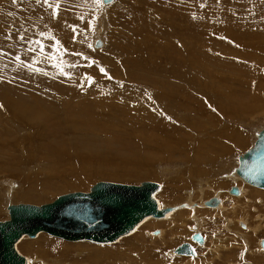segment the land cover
Returning a JSON list of instances; mask_svg holds the SVG:
<instances>
[{"label":"rangeland","instance_id":"374dc122","mask_svg":"<svg viewBox=\"0 0 264 264\" xmlns=\"http://www.w3.org/2000/svg\"><path fill=\"white\" fill-rule=\"evenodd\" d=\"M49 3L51 7L43 2L37 3V0H15V3L13 0H0V109L5 107L12 110V106L15 110L18 109L21 104H25V93L39 96L41 108L37 111L38 114L41 112V121L37 126H22L19 119H13V124L10 123L9 126L5 120L0 122V221L8 220V205L49 204L64 194L87 193L98 182L125 185L154 182L162 187L156 196L160 206H185L182 207V213L176 210L178 208L172 209L179 211L176 214L182 217L177 218L178 226L171 224L172 227L169 228L167 224H161L158 228H152L153 236L158 237L161 230L165 233L164 242L160 240L158 244H170L160 254L163 256L161 264H206V260L214 257L212 251L217 248L218 258H213L212 263L207 264H264V259L258 262L243 259L246 251H253L256 243L264 239V204H261L262 200L258 202L253 198L250 201V193L246 192L244 196L241 195L240 201L235 202L238 204L236 210H232L234 204L227 200L226 190L235 186L242 192V187L231 184L225 178L235 168L237 156L252 147L255 135L264 123V112L257 113L260 108H264V0H115L109 5L96 3L95 0H49ZM57 3L59 14L53 18L52 9ZM214 14L217 16L215 19ZM217 19L227 21V24L219 22L215 30L211 22ZM212 28L218 33H210ZM222 33L224 36L226 34L224 42L229 44L225 54L216 46V41L211 48L208 40L211 36L217 39ZM21 36L23 39H20ZM96 40L102 42L98 49L94 48ZM16 57L20 59L17 60ZM222 66L224 68L220 71ZM101 69L104 71L101 72ZM184 77L188 79L185 80ZM196 78L200 82L194 83V86L201 93L208 91L210 102L219 111L214 114V119L211 118L218 123L215 130L208 126L209 116L204 118L201 135L206 133L208 136H197L195 128L191 126L194 118L187 120L190 118V111H183V108H189L183 102L187 101L189 104L183 90L192 89ZM170 95L174 97L169 98ZM40 96H44L45 100ZM257 96L260 97L259 103L250 102L251 97ZM10 101L16 103L11 104ZM240 104H246V109H241ZM125 105L129 106L127 109L133 111V114L121 110ZM140 108L169 123L158 125L152 131L144 125L146 123L140 116ZM250 108H255L256 111ZM134 109H138V112ZM164 109H167V113ZM239 110L244 112L239 114ZM49 114L53 116L50 117ZM6 116L4 115L5 119ZM15 122L17 126L14 125ZM226 129L238 131L236 142H240L243 137L244 143L238 147L230 145L232 149L224 153L212 167L201 159V164L198 165L187 163L182 155L169 159L168 155L158 154L153 157V152H146L148 146L157 150L160 142H166V146L174 148V154L178 146L173 141H184L187 139L186 134L192 138L209 140V135L212 136L216 131L225 134ZM167 137H170L169 142L172 144L167 142ZM212 138L215 139L216 136ZM190 140L183 143L184 148L193 147L194 142ZM59 152L69 158L54 159ZM200 166L206 168V176L194 174V170ZM13 167L16 169L13 170ZM67 167H86L88 175L84 183L55 189L46 198H19L24 191L22 177L30 182L29 177L36 175L38 182L50 178V183L46 184H60L54 180L60 178L53 179L51 171L53 168ZM224 168L227 175L223 173V178L226 180L219 176ZM98 170H115L131 177L124 179L99 175L96 173ZM202 178L210 186L206 188L203 197L197 185ZM220 181L223 185L218 188ZM214 190L218 192L220 205L206 211L200 203L208 201ZM187 193L190 194L189 197ZM252 193L254 192L251 191ZM189 199L197 202L198 206L201 205L196 215L204 221L200 227L202 231H197L198 227L194 226L195 215L188 210L191 204ZM198 199L201 201L198 202ZM246 203H249V222L255 225L256 217L262 216L263 227L257 235L247 232L244 223V226H240L238 222L230 224L227 221L228 217L241 218L244 212L240 209ZM226 204L229 205L227 210ZM148 219L139 227L145 221H156ZM180 224L186 226H179ZM172 228L177 235L174 239L171 237L172 232L170 233ZM154 231L158 234L155 235ZM237 231L250 234V242H241L240 236L235 233ZM136 232L137 230L103 246L90 242H65L39 233L34 238L20 239L16 243V249L31 260L29 264H64L66 260L79 259L86 264L87 257L80 252L81 258H78L75 250L79 248V244L93 247L122 246L121 242L131 238ZM195 232H199L204 239L207 238L204 246L189 242L190 235ZM49 239L52 241H47L46 246H43L45 240ZM151 240L155 243L159 241ZM151 240L145 242L148 248L153 243ZM28 242L31 243L28 245L31 248H26ZM184 242L194 247L196 257L180 258L172 255L175 247ZM235 242L237 246L234 245ZM61 246H69L66 255L60 256L57 251L62 250L59 248ZM124 252L125 250L116 255L123 260L120 259L121 264L128 263V259L123 258ZM135 254L137 252L131 254V263L134 260L132 256L136 258ZM258 256L263 257V254L258 253ZM107 261L109 260L103 262Z\"/></svg>","mask_w":264,"mask_h":264},{"label":"bare ground","instance_id":"6f19581e","mask_svg":"<svg viewBox=\"0 0 264 264\" xmlns=\"http://www.w3.org/2000/svg\"><path fill=\"white\" fill-rule=\"evenodd\" d=\"M115 0H112V2H114ZM112 2H110L109 4H111ZM103 4V3H102ZM109 4H103V5H109ZM254 5V4H253ZM256 5V4H255ZM228 13V12H227ZM218 15L220 14V13H217ZM225 16V15H224ZM213 17H214V19L215 18H217V16L214 14L213 15ZM226 18H224V20H225ZM224 20H220V19H217V20H213V22H211V24H212V26L214 27V29L215 30H217V28L216 27H218V25H219V22H220V24H227ZM264 20V19H263ZM259 21H261V20H259ZM264 23V22H263ZM211 24L209 23V25H210V27H212L211 26ZM231 24V23H230ZM254 24V23H253ZM207 25V24H206ZM223 25V26H224ZM200 26V25H199ZM222 26V25H221ZM222 26V27H223ZM205 27V26H204ZM226 27V26H225ZM228 27H229V25H228ZM231 27V26H230ZM224 28V27H223ZM221 29V28H220ZM224 32V31H223ZM210 33H212V34H217L218 33V31H215L214 32V30H213V28L212 29H210ZM209 33V34H210ZM220 33V32H219ZM225 33V32H224ZM224 33H222V35L221 34H219V35H221L220 37H218L217 39L215 38V36H211L212 38L211 39H208L209 40V44H210V46H211V48L213 47V45H214V42L216 41V46L218 47V48H220L221 49V51H222V53L223 54H225V51H226V48L228 47V45L229 44H226L225 42H224V39H225V36H226V34H225V36H224ZM211 35V34H210ZM218 36V35H217ZM213 37H214V39H213ZM210 38V37H209ZM210 40H212V41H210ZM99 42H100V46H98V47H96V46H94V48L95 49H98V48H100L101 46H102V42L100 41V40H98ZM221 41H223V42H221ZM227 42V41H226ZM224 45H226V46H224ZM203 50H205V48L203 49ZM229 54H230V52H228ZM238 53V52H237ZM236 53V54H237ZM227 54V53H226ZM239 54V53H238ZM224 56V55H223ZM227 56V55H226ZM231 56V55H230ZM229 56V57H230ZM228 57V56H227ZM232 57V56H231ZM106 58V57H105ZM102 59V58H101ZM220 59V58H219ZM231 60V59H230ZM111 62V61H110ZM114 62V61H113ZM235 63V62H234ZM218 64V63H217ZM221 65H224V64H221ZM218 68V67H217ZM222 68H224L223 66L221 67V68H219V70L220 69H222ZM221 71V70H220ZM167 76V75H166ZM184 79H185V77H184ZM186 79H188V78H186ZM185 79V80H186ZM184 82V81H183ZM196 82H200V79L199 78H196V80H194L193 81V88L192 89H189V90H183V95H185L186 96V98L188 99V101H189V104L187 103V101H183L184 102V104H187V106L189 107V108H183V111H190V118L189 119H187V120H191V119H193L194 118V120L191 122V126L193 127V128H195V130H196V133H197V136L200 134L201 135V133H202V131L204 130V123H203V121L205 122V117H207V115L209 116V120H208V126L210 125V128H212L213 130H215L216 129V126L218 125V123L216 122V121H214L213 119H214V114L215 113H218L219 111H218V109L216 108V107H214L213 106V104L210 102V96H209V93H208V91H202V93L199 91V88L195 85L194 86V83H196ZM188 83H189V81H188ZM191 84V83H190ZM213 84V83H212ZM206 85V84H205ZM200 86V85H199ZM213 87V86H212ZM217 88V87H216ZM263 88V87H262ZM75 89V88H74ZM182 89V88H181ZM201 89V88H200ZM33 91V90H32ZM66 91V90H65ZM264 91V90H263ZM262 91V92H263ZM36 92V91H35ZM54 93V92H53ZM57 93H59L58 91H57ZM37 94H39V93H37ZM74 94V93H73ZM166 95V94H165ZM23 96H24V98L26 99V100H23L24 102H25V104L24 105H20L19 106V108L18 109H16L15 110V107L14 106H12L13 107V109H14V111H13V109L12 110H8V109H6L5 107H1V109H0V111H1V113L0 114H2L1 116H0V122L2 121V123L4 122V120L8 123V126H9V124L11 123V124H13L12 122H13V119H19V123H20V125H22V126H37L38 125V122H40L41 121V117H40V114H41V112H40V114H38L37 113V111L39 110H41V108H40V100H39V96L38 97H35L34 95H30V94H23ZM57 96V95H56ZM19 97V96H18ZM41 97V96H40ZM51 97V96H50ZM53 97V96H52ZM169 98H173L174 96H168ZM5 98V97H4ZM10 98V97H9ZM20 98V97H19ZM44 98V96L43 97H41V99H43ZM48 98V97H47ZM56 98V97H55ZM111 98V97H110ZM202 98V99H201ZM176 98H174V100H175ZM259 99H260V97L258 98V96L257 97H251V101L250 102H253V103H259L260 101H259ZM43 100H45V98L43 99ZM49 100V99H48ZM17 101V100H16ZM16 101H10L11 102V104L12 103H16ZM19 101H20V99H19ZM18 101V102H19ZM22 101V100H21ZM51 101H53L52 99H51ZM171 101V100H170ZM5 102H6V100H5ZM9 102V103H10ZM23 103V102H22ZM215 103V102H214ZM6 104V103H5ZM8 104V103H7ZM96 104V103H95ZM177 104V103H176ZM217 104V103H216ZM225 104V103H224ZM118 105V104H117ZM165 106V105H164ZM129 106H127V105H125V106H123V107H121V110H123V111H125V113L126 112H128V113H130V114H133L132 112L133 111H130V110H128L127 108H128ZM246 107V104H240V108L241 109H246L245 108ZM254 107V106H253ZM247 109H248V107H247ZM250 109H252L254 112L256 111V109L255 108H250ZM264 108H260L258 111H257V113H262V112H264V110H263ZM134 110H136L135 112H138V109H134ZM232 110V109H231ZM43 111V110H42ZM240 112H239V114H242L244 111H242V110H239ZM164 112L165 113H167V109H164ZM171 112V111H170ZM174 112V111H173ZM193 112V113H192ZM230 112H232V111H228V113H230ZM242 112V113H241ZM253 112V113H254ZM45 114V116H46V112H44ZM123 113V112H122ZM139 113H142L140 116H142L143 117V122H145L146 124H144V125H147V128H149V129H151L152 131L154 130V128L156 127V126H158V125H164V123L165 124H168L169 122H167L165 119H163V118H161V117H158V118H156V116L155 115H151V114H149L148 112V114L146 113V111H144V110H142L141 108H140V111H139ZM249 114V113H248ZM247 114V115H248ZM251 114H252V112H251ZM4 115H7L6 116V119L4 118ZM50 115V114H49ZM164 115V114H163ZM174 115H175V113H174ZM177 115V114H176ZM51 116H53V115H50V117ZM168 117V116H167ZM242 117V116H241ZM112 118V117H111ZM114 118V117H113ZM112 118V119H113ZM211 118H213V119H211ZM59 119V118H58ZM174 119V118H173ZM56 120V119H55ZM186 120V119H185ZM47 121V120H46ZM67 121V120H66ZM174 121H175V119H174ZM173 122V121H172ZM187 122V121H186ZM74 123V122H73ZM65 124V123H64ZM206 124V123H205ZM242 124V123H241ZM241 124H239L240 126H241ZM264 124V123H263ZM263 124H262V126H263ZM15 126H17L18 124H16V122H15V124H14ZM171 125H173V124H171ZM162 126H160V127H162ZM168 126V125H167ZM205 126H207V125H205ZM164 127H166V126H164ZM261 127V126H260ZM167 128V127H166ZM172 128V127H171ZM2 129H5L6 130V128H2ZM140 129V128H139ZM173 129H175V128H173ZM221 129V128H220ZM261 129V128H260ZM260 129H259V131H260ZM10 130V129H9ZM70 130V129H69ZM230 130V132H228ZM21 131V130H20ZM68 131V130H67ZM168 131V130H167ZM166 131V132H167ZM258 131V132H259ZM160 132V131H159ZM173 132H175V131H173ZM217 133H215V134H213L212 136H216V138L215 139H213L212 138V136L211 135H209L210 137V139L209 140H203V139H196L195 137L194 138H192V137H189L186 133V135H185V138H187V139H185L184 141H178V140H176V141H173V142H175L174 144H176V146H182L181 148H179L178 149V147H177V150H176V152L173 154L172 152L173 151H175V150H173L174 148H172V149H170V147H168V146H166V142H160L159 143V146H158V148H157V150L155 149V148H151V147H149L148 146V149L146 148V152L148 153L149 152V150L151 151V152H153V157H156V155L158 156V154H161V156L164 154V155H168L167 156V158H171V157H175V158H179L181 155L184 157V161H186L187 163L189 162V163H194V164H198V165H200L201 163H200V161L201 160H204L205 162H208V164H210L209 166H211L212 164L214 165V163H216L217 162V160L221 157V156H223V154L224 153H226V152H228L230 149H232V147L230 146V145H235V147H238V146H240V145H242L244 142H243V137L241 138V140H240V142H236V135L238 134V131H236V130H233V129H226V131H225V134L224 133H222L221 131H216ZM257 132V133H258ZM204 133V132H203ZM257 133H256V135H257ZM35 134V133H34ZM0 135H2V130H0ZM208 136L206 133H204V134H202L201 136ZM255 135V136H256ZM184 136V135H183ZM191 136V135H190ZM151 138V137H150ZM170 138V137H169ZM168 137H167V142H169V139ZM174 138V137H173ZM207 138V137H206ZM188 139H191L190 141H193L194 142V145H192L193 147L192 148H187L186 146H185V148H184V146H183V143L184 142H187V140ZM152 141H154V138H153V140ZM254 142V141H253ZM172 144V142L170 141L169 142V144ZM188 143V142H187ZM226 143V144H225ZM173 144V145H174ZM193 144V143H192ZM227 144H229V145H227ZM85 147V146H84ZM86 148V147H85ZM151 148V149H150ZM86 151V150H85ZM6 153V152H5ZM244 153V152H243ZM243 153H241L240 155H242ZM151 155V156H152ZM176 155V156H175ZM240 155H238V156H240ZM237 156V157H238ZM56 158H61V159H64V160H67L68 158H69V156H66L65 157V154L63 153V152H59V153H57V155L54 157V159H56ZM158 158H162V157H158ZM164 158V157H163ZM201 159V160H200ZM51 161H54L53 159H50ZM235 160V159H234ZM212 162V163H211ZM84 163V165L86 164V162L84 161L83 162ZM21 164V163H20ZM234 164V163H233ZM114 165V164H113ZM220 165V164H219ZM56 166V165H55ZM187 166V165H186ZM236 166H237V160H236ZM236 166H235V168H236ZM212 167V166H211ZM14 168L16 169V167H13V170H14ZM221 168V167H220ZM234 168V167H233ZM235 168L234 169H232L233 171H231V172H228V175H227V173H226V169L224 168V169H222V171H221V175H219L220 176V179H222L223 178V173H226V177H225V175H224V177L225 178H227V180L228 181H230V183L232 184H235L236 186H239V188L240 187H242V192H240V189H238L237 187H235L234 186V188L237 190V194H232L233 196H235V197H232L230 194H229V190H226V192L228 191V193H227V200H229V201H231L232 202V204H234V206H233V208H232V210H236V208L238 207V204L237 203H235V202H238V201H240V198L242 197V196H244V194L246 193V192H248V193H250V195H249V197H250V201H251V199L253 198V199H255V201L257 200H262V201H260L261 202V204L263 205L264 204V190L263 189H259V188H256V187H254V186H252V185H250V184H247L246 182H244L241 178H239L238 176H237V174L235 173ZM231 169V168H230ZM18 170V169H17ZM210 170V169H209ZM216 170V169H215ZM214 170V171H215ZM11 171V170H10ZM219 171V170H218ZM228 171V170H227ZM113 172V173H112ZM112 172H106V171H103V170H98V171H96V173L97 174H99V175H104V176H112V177H116V178H130L131 176L129 175V174H124V173H118V172H116L115 170H113ZM16 173V172H15ZM192 173V172H191ZM210 173V172H209ZM194 174L195 175H207V171H206V168H203L202 166H200L198 169H196V170H194ZM51 175H52V177H53V179L55 178V177H58V178H60V180L59 179H54L55 181H58V182H60V184H56L55 182H53L52 184H46V183H48L49 181H50V178L48 179H46L45 181H43V182H38V181H36V175H33V176H31V177H29V179H30V182H27V181H25V179H26V177H22V183H23V185H24V191L21 193V195L19 196V198H22V199H27V200H30V199H36V198H40V197H50L52 194H51V191H53V190H57V189H59V188H63V187H66V186H76V185H79V184H83L84 183V181L86 180V178H87V168L86 167H78V168H75V169H70V168H63V169H56V168H53L52 169V171H51ZM143 175H145V174H143ZM147 175H149V174H146L145 176H147ZM19 176H21V174H19ZM67 176V177H66ZM203 177V176H202ZM204 178V177H203ZM200 179V181L198 182L199 184H197V185H199V189H201L200 191H201V193H202V197H203V193L206 191V188L207 187H210L208 184L209 183H204V182H206L205 181V179ZM225 178H223L224 180H226ZM238 179H240L241 181H242V183H244L245 185H243ZM223 181V180H222ZM26 183V184H25ZM50 183V182H49ZM111 183V182H110ZM142 183H145L144 184V186L145 185H148L149 183H151V182H142ZM97 184V183H96ZM95 184V185H96ZM115 185H119V187H117V188H113L112 190H111V192H113L114 193V195L116 196V193H122V194H125L126 196H124V198H118L116 201H118V203H117V207L115 206V207H110V206H106V208H102V210L103 211H101L103 214H105V216L106 217H108L109 218V220H111V221H114L115 222V219L118 217V216H121L123 219H125L126 217H127V212H129V210H126V209H128V208H130L131 207V209L130 210H137V209H139V206L140 205H142V207H145L146 206V203L145 202H143L144 201V195L143 194H133V191L131 190L132 188H133V185H125V184H116V183H114ZM156 184H158V183H156ZM219 185H217V187L219 188L220 187V185L222 186L223 185V183L220 181V183H218ZM159 185V184H158ZM48 187H50L49 189H47ZM116 187V186H115ZM122 188H127V189H122ZM230 188V187H229ZM233 188V187H232ZM121 189V190H120ZM161 189H162V187L160 188V185H159V190H157V192L153 195V198H154V200L156 201V204H157V208H158V210H161V209H163V205L162 206H160V204L158 203V201L156 200V196H157V194L158 193H160V191H161ZM221 189V188H220ZM21 190V189H20ZM55 190V191H56ZM194 190H196V188L194 189ZM196 191H198V189L196 190ZM219 191V190H218ZM251 191H253L254 193H252L251 194ZM20 192V191H19ZM90 192V191H89ZM89 192H87V193H84V194H88ZM140 192V191H139ZM211 192H212V190H211ZM222 192V191H221ZM225 192V193H226ZM73 193H77V192H73ZM73 193H68V194H73ZM79 193H82V192H79ZM194 193V192H193ZM220 193V192H219ZM242 193V194H241ZM51 194V195H50ZM68 194H64V195H68ZM217 194H218V192H217V190H214V192H213V195L210 197V198H208V201H206V202H204L203 203V201L200 203V204H203V206L204 207H202V208H205V210L206 211H211L212 210V208L211 207H214V206H217V205H220V202H218V197H217ZM64 195H61V196H64ZM187 195H188V197H189V193H187ZM193 195V194H192ZM192 195H191V197H192ZM231 197H230V196ZM238 195V196H237ZM242 195V196H241ZM253 195H255V196H253ZM91 196H94V195H91ZM185 196H186V194H185ZM229 196V197H228ZM59 197V196H58ZM126 197V198H125ZM200 197V196H199ZM199 197H197V198H199ZM98 198H100V195L99 196H97V197H95V198H92L93 200L94 199H96V200H98ZM187 198V197H186ZM140 200V201H139ZM190 200V199H189ZM189 200H188V202H189ZM220 200V199H219ZM249 200H248V202H249ZM169 201V200H168ZM201 200L200 199H198V202H200ZM244 201H246L245 199H244ZM186 202V201H185ZM187 202V203H188ZM195 202V201H194ZM191 202V200H190V202L189 203H191L190 204V206H188V210H190L191 211V214H193V215H195V219H193L194 220V222H196L195 223V227L197 228L198 227V230L197 231H202V229L200 228L201 226H202V223L204 222L202 219H200L199 217H197L198 215H196V211L197 210H199L198 209V207H200V206H198L197 205V202ZM259 202V201H258ZM132 203L133 204H135V205H132ZM211 205L210 207L209 206H206V205ZM231 204V205H232ZM244 204V203H243ZM249 204V203H248ZM247 203H246V206H243L242 207V209H240V210H242L243 212H244V214L242 215V216H240L241 218H239V219H235L234 217H231V218H229L228 217V219H227V221L230 223V224H232V223H234V222H238L239 223V225L240 226H244V224L246 225V230H247V232H250L251 233V235L253 234V235H257L258 234V232L260 231V229H262V227L264 226H262V216H257L256 218V224L254 225V223L252 224V222H249V218H250V216H249V214H248V205ZM17 205H29V204H17ZM222 205V204H221ZM230 205V206H231ZM8 206H10V205H8ZM31 206H35V205H31ZM50 206V207H49ZM55 206V204L53 205V204H51V203H49V204H43V205H40V206H36V207H49V209L47 208L46 210H45V214L47 213L48 215H50L51 216V212L53 211L52 209H53V207ZM175 206V205H174ZM184 206V205H183ZM181 204H179L178 206L176 205L175 207H171V209H173V208H178V209H176V210H180L181 211V213H182V207H183ZM236 206V207H235ZM252 206V205H251ZM162 207V208H161ZM185 207V206H184ZM221 207V206H220ZM165 208V207H164ZM167 208V207H166ZM217 208V207H216ZM225 208H226V210L229 208V205L228 204H226V206H225ZM253 208V207H252ZM186 209V208H185ZM215 209V208H214ZM213 209V210H214ZM219 209V208H218ZM263 209H264V207H263ZM50 210H51V212H50ZM204 209H203V211H205ZM241 211V212H242ZM251 211V210H250ZM255 211H256V208H255ZM176 212H177V214H178V212L179 211H175V210H171V212H169V213H166L165 215H164V217H162V218H166V217H168V218H166L165 220H163L162 218H153V219H156V221H145V223L144 224H142L140 227H139V225L144 221V220H146V219H148V218H152V217H146V218H144L143 220H141L139 223H138V225L134 228V231L135 230H137V232L131 237V238H128V239H126V240H124V241H122L121 243L123 244L122 246L121 245H118L117 247H102L103 245H109V244H112V243H109V244H99V245H102V246H100V247H93V246H88V245H84V244H77V245H75V246H77V247H79V248H76L75 249V247H74V249L75 250H77V252H78V258L81 256V253L80 252H82L83 253V255L85 256V257H87V259H85V260H87V262H86V264H121L120 263V261L122 260L121 258H119V257H116V255H118V253H121V251H124L125 250V252L123 253V258H126V259H128V261H126V263L127 264H132V263H136V264H144V263H147V262H150V264H152V262H157V263H155V264H161V260H162V255H160L161 253H163V251L164 250H166L168 247H169V243L166 245V244H164V243H162V244H158V242H160V240H162L163 242H164V235H165V233L163 234L162 233V230H161V232H159V235H158V237L157 236H153V235H151V233H152V228L154 227V226H156L157 228H158V226L159 225H161V224H163V225H166L167 224V227H169V228H171L172 226H171V224L173 225V224H175V227L176 226H178V220H177V218H180V215H177L176 214ZM189 212V211H188ZM216 212V211H215ZM218 212V211H217ZM223 212H225V211H223ZM235 213V212H234ZM233 213V214H234ZM237 213V212H236ZM187 214V213H186ZM213 215H214V213H213ZM231 215V214H230ZM182 216V215H181ZM191 216V215H190ZM190 216H188V217H190ZM221 217V216H220ZM258 217H260V218H258ZM182 218V217H181ZM180 218V219H181ZM187 218V217H186ZM185 218V219H186ZM192 218V217H191ZM216 218V217H215ZM227 218V217H226ZM225 218V219H226ZM252 219V218H251ZM149 220V219H148ZM190 220V219H189ZM6 221H8V220H6ZM180 221V220H179ZM181 222V221H180ZM228 223V224H229ZM244 223V224H243ZM56 226H58L59 225V223H54ZM205 224V223H204ZM247 224H248V227H247ZM183 226V224H180L179 226ZM174 226V225H173ZM186 226V224L183 226V227H185ZM221 226V225H220ZM137 228V229H136ZM140 228V229H139ZM174 228V227H173ZM171 229L170 230V233H171V237H172V239H174V237H176L177 235H176V230H174V229ZM182 228V227H181ZM192 228H193V226H192ZM245 229V228H244ZM173 230V231H172ZM194 230V229H193ZM133 231V232H134ZM158 231H160V230H158ZM235 231V230H234ZM132 232V233H133ZM166 232H169V231H166ZM243 232V231H242ZM170 233H168V234H170ZM197 233H199V232H197ZM236 234H238L239 236H240V241L241 242H250V240L248 239L249 238V236H250V234H246V233H241V232H235ZM234 233V234H235ZM147 234H148V236H147ZM155 235H157L158 233L156 232V233H154ZM167 234V235H168ZM200 234V233H199ZM237 235V236H238ZM200 236H201V234H200ZM236 236V237H237ZM168 237V236H167ZM202 237V244L201 245H203L204 246V244H205V240L207 239L206 237H205V239H204V237L203 236H201ZM24 238V237H23ZM123 238V237H122ZM239 238V237H238ZM56 239H58V238H56ZM120 239V238H119ZM151 239H156V240H159V241H157V243H155L153 240H151ZM168 239V238H167ZM149 240H151L153 243L151 244V245H149V248H148V244L147 245H145V242H147V241H149ZM170 240V239H169ZM234 240V239H233ZM262 240H264V239H262ZM48 241V243H49V241H52V240H45V243H43L42 245L43 246H46L45 244H46V242ZM63 241H65V240H63ZM165 241H167V240H165ZM171 241V240H170ZM236 241V240H235ZM239 241V242H240ZM65 242H71V243H75L76 241H65ZM78 242V241H77ZM80 242H90V241H80ZM189 242H191V241H189ZM238 242V241H237ZM237 242H235L234 243V245L235 246H237ZM260 242H261V240H259L258 241V243H256V249H254L253 251L252 250H248V251H246L245 253L247 254H245V257L243 258L244 260L247 258L248 260H250V261H252L253 259L254 260H257V262L259 261V260H262V259H264V252H262V251H264V248H262L261 246H260ZM27 243V242H26ZM42 243V242H41ZM56 243V241L54 242V244ZM58 243V242H57ZM90 243H93V244H98V243H95V242H90ZM149 243V242H148ZM151 243V242H150ZM149 243V244H150ZM172 243V242H171ZM174 243V242H173ZM31 243H29L28 242V244H26V248H31V246H28V245H30ZM51 244V243H50ZM142 244V245H141ZM190 244V243H189ZM35 245V244H34ZM41 245V244H40ZM61 245V244H60ZM62 245H63V243H62ZM196 245H198V246H200L199 244H196ZM245 245V244H244ZM16 246V245H15ZM38 246V245H37ZM47 246H49V245H47ZM131 246H133L134 248H129V247H131ZM152 246V247H151ZM172 246V245H171ZM192 246V245H191ZM57 247V246H56ZM160 247V250H157L158 248ZM247 247V246H246ZM245 247V248H246ZM16 248V247H15ZM42 248V247H41ZM59 248H61L62 250H57L58 252H59V254H60V256L61 255H63V254H65L66 253V251H67V248H69V246L68 247H66V246H61V247H59ZM116 248V249H115ZM165 248V249H164ZM176 248V247H175ZM192 248H193V251H194V256L193 257H196V250L194 249V247L192 246ZM249 248V247H248ZM53 249V248H52ZM72 250H73V248H71ZM70 249V250H71ZM218 249V248H217ZM217 249H215L214 251H212V254H213V256L214 257H211V258H209L208 260H206L205 262H206V264L207 263H212V261H213V258H218V250ZM17 250V249H16ZM56 250V249H55ZM116 250H118V251H116ZM221 250V249H220ZM226 250V249H225ZM246 250H247V248H246ZM256 250V251H255ZM69 251V250H68ZM67 251V252H68ZM154 251H156L155 253H154ZM227 251V253H228V250H226ZM18 252V251H17ZM133 252H137V254H135V256H136V258L135 257H133L132 256V259H134L133 261H132V263H131V254L133 253ZM165 252V251H164ZM233 252V251H232ZM19 253V252H18ZM75 253V252H74ZM173 254L172 255H174V256H179V255H176V254H174V252H172ZM224 253V252H223ZM258 253L259 254H263V257L262 256H258ZM20 254V253H19ZM47 254V253H46ZM52 254H53V252H52ZM57 254V253H56ZM166 254V253H165ZM229 254V253H228ZM4 256H7V254L6 253H4L3 254ZM21 255V254H20ZM55 255V254H54ZM66 255V254H65ZM244 255V254H243ZM242 255V256H243ZM21 256H23V255H21ZM57 256V255H56ZM68 256V255H67ZM210 256V255H209ZM221 256V255H220ZM228 256H230V255H228ZM24 257V256H23ZM64 256H62V258H63ZM69 257H71V255L69 254ZM77 257V256H76ZM175 257V258H176ZM180 258L181 257H185V258H188V257H190V256H179ZM225 257V256H224ZM223 257V258H224ZM25 258V257H24ZM65 258V257H64ZM63 258V259H64ZM74 258V257H73ZM81 258V257H80ZM174 258V259H175ZM226 258V257H225ZM57 259V258H56ZM70 259V258H69ZM75 259V258H74ZM77 259V258H76ZM114 259H118V260H114ZM121 259V260H120ZM141 260V261H138V260ZM172 259V258H171ZM227 259V258H226ZM25 260H26V262H27V264H29L30 263V261L31 260H29V259H26L25 258ZM54 260V259H53ZM65 260H66V258H65ZM65 260H63L64 262H65ZM71 260H73V259H71ZM106 260H109V261H107V262H103V261H106ZM155 260V261H154ZM193 260V259H192ZM225 260V259H224ZM228 260H230V259H228ZM58 261V260H57ZM123 261V260H122ZM174 261H176V260H174ZM185 261V260H184ZM188 261V260H187ZM198 261V260H197ZM53 262H56V261H53ZM189 262V261H188ZM194 262V261H193ZM196 262V261H195ZM33 263V262H32ZM190 263V262H189ZM198 263V262H197ZM246 263H248V261L246 262ZM264 263V262H263ZM55 264V263H54ZM63 264V263H62ZM64 264H85V262H84V260H83V262H80V259H79V261L78 260H76V261H67L66 260V263H64ZM172 264V263H171ZM175 264H177V263H175ZM193 264V263H192ZM200 264V263H199Z\"/></svg>","mask_w":264,"mask_h":264},{"label":"water","instance_id":"95a60500","mask_svg":"<svg viewBox=\"0 0 264 264\" xmlns=\"http://www.w3.org/2000/svg\"><path fill=\"white\" fill-rule=\"evenodd\" d=\"M101 2L109 4L112 0H101ZM98 45L100 42L96 41L95 46ZM235 173L247 184L264 190V124L257 133L252 147L237 157ZM144 184L133 185L131 190L133 194L144 195L143 202L146 206L140 205L137 210H130L131 207L126 209L129 210L127 217L123 219L118 216L115 222L101 212L102 208L117 207L116 200L126 195L116 193L115 196L111 190L119 185L110 182H98L90 188L88 194L77 192L57 197L51 203L55 204L53 211L50 210L51 216L44 213L50 206H7L8 221H0V264H27L25 258L15 249L16 243L22 237L34 238L38 233H45L65 241L109 244L133 232L144 218H162L166 213L171 212V208L158 210L156 207L153 195L159 190V185L154 182L145 186ZM229 193L237 194V190L231 187ZM99 195L98 200L92 199ZM54 223L59 225L56 226ZM189 240L195 244H202V237L197 232L191 234ZM260 246L264 248V240H261ZM173 252L179 256H194L193 248L187 242L178 245ZM4 253L7 256H4Z\"/></svg>","mask_w":264,"mask_h":264},{"label":"snow or ice","instance_id":"6c2138e0","mask_svg":"<svg viewBox=\"0 0 264 264\" xmlns=\"http://www.w3.org/2000/svg\"><path fill=\"white\" fill-rule=\"evenodd\" d=\"M43 2L45 5H49V7H51L49 0H37V3H41ZM96 3H100L101 0H95ZM13 3H15V0H13ZM201 7H203V5H201ZM59 4L57 3L56 7L52 9V16L53 18H56L59 14ZM20 39H23V37L21 36ZM17 60H19V57H16ZM104 70L101 69V72H103Z\"/></svg>","mask_w":264,"mask_h":264},{"label":"crops","instance_id":"0c3cea01","mask_svg":"<svg viewBox=\"0 0 264 264\" xmlns=\"http://www.w3.org/2000/svg\"><path fill=\"white\" fill-rule=\"evenodd\" d=\"M210 207V206H209Z\"/></svg>","mask_w":264,"mask_h":264}]
</instances>
